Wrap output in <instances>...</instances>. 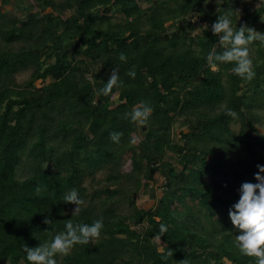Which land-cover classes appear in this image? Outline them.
Instances as JSON below:
<instances>
[{"label": "trees", "instance_id": "1", "mask_svg": "<svg viewBox=\"0 0 264 264\" xmlns=\"http://www.w3.org/2000/svg\"><path fill=\"white\" fill-rule=\"evenodd\" d=\"M255 1L0 0V264H29L24 246L65 220L101 217L100 238L58 264H256L236 247L229 209L264 165V46H249L251 81L206 61L223 51L211 31L217 7L240 9L233 26L264 33ZM114 68L122 85L98 95ZM141 101L152 108L145 126L124 117ZM73 188L78 215L62 199Z\"/></svg>", "mask_w": 264, "mask_h": 264}, {"label": "clouds", "instance_id": "2", "mask_svg": "<svg viewBox=\"0 0 264 264\" xmlns=\"http://www.w3.org/2000/svg\"><path fill=\"white\" fill-rule=\"evenodd\" d=\"M210 0H204L207 5ZM217 3V0H216ZM218 5V3H217ZM264 6V0H259L256 4L258 7ZM223 14L217 16L216 21L211 25L213 35L219 38L218 44L222 47V52H217L213 48L207 55L206 61L214 70L219 64H234L232 72L241 79L251 81L255 78L254 62L250 56L249 46L254 42H259L264 46V33L257 31L247 24H241L239 27L233 26L231 17L238 15L240 19L241 10L233 9L231 6L227 10L217 7ZM204 27L208 29V25ZM121 62L127 61L125 53L119 54ZM127 75L135 78V70H130ZM86 79H93L91 73L86 76ZM122 85L120 80L119 68L111 70L110 77L107 83L99 89L98 95L109 97L115 87ZM152 108L141 101L137 106H134L130 112L124 113L126 119L139 126H145L148 122ZM226 115L236 119L238 114L231 110H225ZM123 133L112 132L109 134V139L116 144L120 143ZM130 143L135 144L136 139L132 138ZM258 171L254 174L257 183L245 182L240 186V198L235 203L232 209H229V218L233 226L240 231V235L235 236L236 247L239 252L247 257H254L256 264H264V165L257 164ZM39 194L42 189L37 186L35 189ZM64 203L76 205L72 215H78L81 211V205L84 201L80 198L77 189L73 188L66 192L63 197ZM43 223L50 225L53 219L45 215ZM104 228L103 217L94 220L91 224L74 223L71 219L65 220L64 231L53 234L45 231L48 239L41 242L37 247L24 246L23 251L26 253V259L29 264H58L57 256H68L72 249L77 245H88L101 236V231ZM168 231L165 224H160L158 233L153 239L160 240ZM173 257V251H168L162 255V260H167ZM177 264H189L186 259L178 261Z\"/></svg>", "mask_w": 264, "mask_h": 264}, {"label": "rangeland", "instance_id": "3", "mask_svg": "<svg viewBox=\"0 0 264 264\" xmlns=\"http://www.w3.org/2000/svg\"><path fill=\"white\" fill-rule=\"evenodd\" d=\"M258 2H259V0H256V1H255V5H256ZM8 7L11 8L10 5H9ZM9 8H8L7 10H9ZM15 10H16V9H15ZM16 11H17V10H16ZM28 76H29V72H24V73H22V74L19 75L18 80H19V81H23V80H25L26 78H28ZM177 125H178V124H177ZM177 125H176V126H177ZM180 128H181L180 126H177L175 131L178 132V131L180 130ZM259 130H260L261 132H264V123L259 125ZM176 134H177V133H176ZM176 137L178 138L179 135H176ZM136 140L138 141V140H139V137H136ZM125 168H126V169L131 168V160H130V159H129V162H128V164L126 165ZM138 200H139L140 204H141V205H144V206H149V205H151L152 202H153V200L151 199V197H149V196L146 195V194H140ZM227 264H229V262H227Z\"/></svg>", "mask_w": 264, "mask_h": 264}]
</instances>
